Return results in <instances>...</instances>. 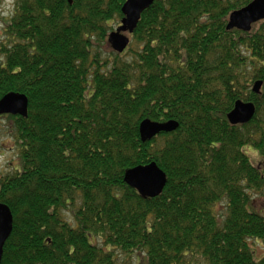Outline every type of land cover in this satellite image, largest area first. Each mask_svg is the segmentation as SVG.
<instances>
[{"label": "trees", "instance_id": "trees-1", "mask_svg": "<svg viewBox=\"0 0 264 264\" xmlns=\"http://www.w3.org/2000/svg\"><path fill=\"white\" fill-rule=\"evenodd\" d=\"M125 1L14 0L0 99L25 95L28 114L8 116L20 150L16 173L0 176L12 215L0 264H116L117 253L137 264H264L251 247L264 248V215L251 207L264 169L243 152L264 159V20L227 30L252 0H154L128 48L103 58ZM238 100L255 113L233 126ZM145 119L179 127L142 143ZM151 162L167 182L145 199L123 178Z\"/></svg>", "mask_w": 264, "mask_h": 264}, {"label": "water", "instance_id": "water-1", "mask_svg": "<svg viewBox=\"0 0 264 264\" xmlns=\"http://www.w3.org/2000/svg\"><path fill=\"white\" fill-rule=\"evenodd\" d=\"M154 0H126L121 8L123 15L121 26L111 32L107 42L112 51L121 54L127 48L129 39L126 34H131L136 27L141 14L148 9ZM71 3V0H68ZM264 20V0H252L245 7L233 11L228 17L227 30H238L248 33L251 27ZM261 81L252 86L253 93H259ZM28 112V100L25 95L9 93L0 99V115H12L25 118ZM255 107L252 103L236 101L232 110L227 114L226 120L230 125H244L253 118ZM178 128L173 121L165 123L153 122L148 119L139 124V137L142 143L148 142L161 133H171ZM124 183L135 190L139 196L145 199L158 197L165 185L166 176L155 163L145 166H137L127 170L123 178ZM12 230V215L9 208L0 204V262L4 243Z\"/></svg>", "mask_w": 264, "mask_h": 264}, {"label": "rangeland", "instance_id": "rangeland-1", "mask_svg": "<svg viewBox=\"0 0 264 264\" xmlns=\"http://www.w3.org/2000/svg\"><path fill=\"white\" fill-rule=\"evenodd\" d=\"M14 0H0V44H4L7 46H11L13 44L12 40H10L5 33V23L11 18L13 12ZM119 25H112V29L114 30ZM103 58H109L110 53H113L109 46L103 45L101 49ZM114 54V53H113ZM13 125L12 121L8 118L1 119L0 118V176L3 174H13L14 171L12 168L17 164V157L20 150L18 143H16L15 139L12 137V129ZM243 152L248 155L251 161L256 164L257 162L264 169V159H260L255 152L249 146L243 147ZM8 162L13 163V165H9ZM12 167V168H11ZM251 207L255 212L264 215V190L260 194H251ZM222 206L218 207L217 211L222 210ZM67 221L74 226L71 218L68 216ZM251 247L254 249L256 255L255 258L259 259L264 254V248L261 245L251 242ZM143 255V254H142ZM141 255V257H142ZM130 259L127 258V255H123L117 253V263L116 264H137V257L135 254L129 256Z\"/></svg>", "mask_w": 264, "mask_h": 264}, {"label": "flooded vegetation", "instance_id": "flooded-vegetation-1", "mask_svg": "<svg viewBox=\"0 0 264 264\" xmlns=\"http://www.w3.org/2000/svg\"><path fill=\"white\" fill-rule=\"evenodd\" d=\"M9 163V165H11L12 163L11 162H8ZM12 168V167H11ZM13 170H14V168H12Z\"/></svg>", "mask_w": 264, "mask_h": 264}, {"label": "bare ground", "instance_id": "bare-ground-1", "mask_svg": "<svg viewBox=\"0 0 264 264\" xmlns=\"http://www.w3.org/2000/svg\"><path fill=\"white\" fill-rule=\"evenodd\" d=\"M159 136V135H158ZM157 137V136H156ZM157 165V164H156ZM158 167V166H157ZM159 168V167H158ZM160 169V168H159ZM161 170V169H160ZM162 171V170H161Z\"/></svg>", "mask_w": 264, "mask_h": 264}]
</instances>
